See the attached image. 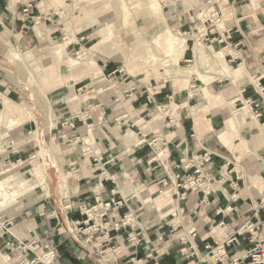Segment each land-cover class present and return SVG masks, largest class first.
Returning a JSON list of instances; mask_svg holds the SVG:
<instances>
[{
	"label": "crops",
	"instance_id": "1",
	"mask_svg": "<svg viewBox=\"0 0 264 264\" xmlns=\"http://www.w3.org/2000/svg\"><path fill=\"white\" fill-rule=\"evenodd\" d=\"M31 1H37L34 20L21 14ZM71 1L76 0H0V54L14 42L32 51L44 43L47 49L48 38L61 29L57 20ZM223 1V8L217 5L232 38L225 47L215 41L207 49L229 50L228 76L210 74L194 51H183L178 63L144 71L141 63L125 53L119 37L111 40L110 25L99 31L89 30L81 21L76 26V33L83 34L79 39L94 53L92 66L86 65L84 72L69 71L62 76V65L77 64H69L70 57L60 64L53 49V59L45 69L53 76L48 79L51 92L58 91L54 94L58 96L54 99L56 119L74 122V128L57 126L51 137L54 155L62 169H67L66 183L60 204L47 194H34L14 212L9 233L0 239L1 252L10 254L13 264L26 255L41 253L46 244L56 247L57 264H230L213 258L208 246L216 247L231 236L254 213L252 202L264 196V130L248 105L254 97L252 75L262 73L264 83V0ZM209 2L216 1L180 0L170 5L169 16H179L189 30L199 23L198 16ZM69 48L65 47V54ZM61 81L69 85L61 88ZM32 127L31 121L9 132L0 127V140L7 137L21 144L20 161L28 143L24 136ZM64 133L71 137L70 144L62 141ZM154 146L165 153L163 166L155 158ZM206 149L214 154L208 172L225 177L216 194L204 200L202 194L187 192L180 198L183 191L175 187L166 195L159 193L162 178L184 173L174 168L179 158ZM5 151L1 147L0 153ZM12 157L16 159L14 153L1 156L9 162ZM231 182L240 187L236 202L228 200L233 192ZM97 197L123 202L107 221L113 224L132 213V224L120 230L97 228L100 222L80 211L83 205H95ZM226 207L232 211L217 213ZM180 209L184 213L173 217ZM253 220L264 238V205ZM177 221L181 227L174 232ZM191 227L198 230L197 256L187 258L180 251L179 238ZM131 232L140 239L136 246L128 241ZM7 240L13 245L36 243L40 248L24 255L8 247ZM249 247L248 240L239 237L227 251L233 256ZM197 257L206 260L199 262Z\"/></svg>",
	"mask_w": 264,
	"mask_h": 264
},
{
	"label": "rangeland",
	"instance_id": "2",
	"mask_svg": "<svg viewBox=\"0 0 264 264\" xmlns=\"http://www.w3.org/2000/svg\"><path fill=\"white\" fill-rule=\"evenodd\" d=\"M214 1L216 2H209L202 8L201 14L198 16L199 23L193 25L189 30L185 29L179 16H169L170 5L180 3V0L71 1L67 12L57 20L61 29L48 38L47 49L43 47L44 43L43 45L37 44L32 51L19 47L14 42L13 46L7 47L0 54V115L9 108L11 109L9 117L16 121L13 125L6 122L0 127L9 132L20 127L24 121H31L33 124V127L24 136L28 143L24 146L26 154L22 155L26 158L23 157L21 161L17 159V156L23 151L17 140L15 142L19 144V150L18 153H14L16 159L12 157V161L9 162V160L4 161L3 157H0V181L10 175L14 176L5 188L10 192L18 190L15 197L9 198L7 204L0 207V226L5 224L8 228L14 217V212L18 211L31 195L47 194L49 198H55L60 204L62 190L66 183L67 169H62L58 163L54 155L51 137L54 130L58 128L57 126H61L62 129L68 128L62 126L61 119H56L57 105L54 103V99L58 96L54 97V94L58 91L51 92L52 88L49 83L52 81L48 79H52L53 76L45 69L53 59L51 55L53 49L56 50L55 55L57 59H60V64L65 63L64 58L66 57H70L68 61L72 58L77 60V65L75 64L74 67L68 68L67 65H64L66 67L62 65L64 68L62 76L68 75L69 71L84 72L86 65L92 66L94 53L88 48V45L84 44L85 41L79 39L83 34L76 33V26L81 21L89 25V30L99 31L106 25H110L111 40L119 37L121 42H124H122V46L125 53L133 62L141 63L144 71H148L154 66L164 67L167 64L169 66L173 60L179 62L182 59L180 56L182 47L179 52L172 51L170 56L167 55V46L170 40L175 39L181 45H185V51H194L200 57L199 64L204 66L210 74L215 73L217 77L226 76V71L223 70L225 66L214 62V52L221 51L223 48L216 51L207 49V46L211 45L206 40L210 38L209 30L214 29L215 25L220 28L225 26L222 12L217 5L221 4L220 8H223L225 2L223 0ZM36 3L37 1L34 2V4ZM216 13H219L218 16L221 19L218 24ZM34 25L33 23L30 26ZM185 31L187 33H184ZM67 46L70 48L65 54ZM221 47H225V45L222 44ZM225 51L228 53L229 50ZM58 65L59 63L56 67ZM121 69L122 74H126L127 70L124 67ZM60 84V87L64 88L67 83L61 81ZM5 117H8V114H5ZM8 125L10 127H6ZM60 136L62 141L70 144L69 141L72 139L67 133ZM6 140L7 137L3 141ZM57 142L58 140L55 139V143ZM7 169L10 171L2 173ZM24 182H26L25 185L18 187ZM1 199H3L2 196H0ZM6 256L9 257L8 260L5 258ZM0 260L3 264H13L12 257L5 252L0 255Z\"/></svg>",
	"mask_w": 264,
	"mask_h": 264
},
{
	"label": "built area",
	"instance_id": "3",
	"mask_svg": "<svg viewBox=\"0 0 264 264\" xmlns=\"http://www.w3.org/2000/svg\"><path fill=\"white\" fill-rule=\"evenodd\" d=\"M35 4L33 1L26 4L22 10L21 14L27 19L34 20L36 16ZM217 15V24L220 23L221 19ZM210 38L206 39L211 44L215 41L228 45V42L232 38V30L229 28H220V26L215 25L214 29L209 30ZM207 34V35H209ZM261 62L264 64V55L261 58ZM251 85L254 91V97L248 99V105L251 107V112L254 120L260 123L262 129L264 130V121L262 117L264 115V83H263V74L255 73L251 77ZM170 122L172 120L170 119ZM63 127L74 128V122H63ZM0 147L4 148L6 151L0 154V157L9 153H18L19 147L17 146L15 140H0ZM15 150V152H13ZM159 147H153V153L155 158H159L158 163L163 166L165 161L164 151H158ZM158 151V152H157ZM213 152L209 150H204L201 153H195L191 156L183 155L179 158L178 162L174 164V168L181 172H175L172 175L168 174L165 178H162L158 184L160 186L159 193L164 194L171 187L183 191L182 194L179 193L180 198H184L187 192H195L197 194H202L204 200H208L210 196L216 194L220 186L224 184L225 177L221 175L220 178H216L212 175L211 172H208V168L213 163ZM231 187L233 192L228 194V200L236 202L239 198L240 187L237 182H231ZM123 205L122 201H116L115 199H110L108 201H103L100 197L96 198V204H86L80 207L82 214L88 216L89 220L93 219L95 222L99 221L97 228L108 229L113 228L115 230H120L123 226L131 225L133 222L132 213L121 218L119 221L114 222L113 224L110 220H106L110 216V212L118 210ZM264 205V196L259 200L252 202L251 207L254 213L244 218L240 227L236 229L231 236L225 238V240L217 245L216 247L208 246L210 253L213 258H216L221 263L230 262V264H264V238L260 237L258 225L254 222V216L260 212ZM226 211H232L231 207H226L225 209L219 208L217 210L218 214H224ZM184 213L183 209L175 211L173 217L177 215L181 216ZM106 220V221H105ZM224 222H221L219 225L224 226ZM181 227L180 221H177L173 224V231H178ZM9 233L7 226L2 224L0 226V239L6 237ZM198 235V230L196 227H191L187 232H184L180 235L179 241L181 243V253L187 258H191L196 255L195 240ZM239 237L246 238L251 244V247L242 251L240 254H235L231 256L227 251V247H230L233 243L238 242ZM128 241L130 244L136 246L140 243L138 234L131 232L128 234ZM8 247H13L17 252H21L26 255L27 252H35L39 247L38 244H28L24 242H17L16 245H13L11 240L6 241ZM159 254V250L157 251ZM208 254V255H209ZM0 255L2 252L0 250ZM207 255V256H208ZM152 256V255H150ZM206 256V257H207ZM205 257V258H206ZM205 258L197 257L199 262H204ZM58 254L57 249L52 244H46L42 248V252L35 254L33 257L28 255L24 256L19 264H57Z\"/></svg>",
	"mask_w": 264,
	"mask_h": 264
},
{
	"label": "bare ground",
	"instance_id": "4",
	"mask_svg": "<svg viewBox=\"0 0 264 264\" xmlns=\"http://www.w3.org/2000/svg\"><path fill=\"white\" fill-rule=\"evenodd\" d=\"M174 36V35H173ZM187 46V45H186ZM168 49H167V55L170 56V54L172 53V51H174L175 53L176 52H179V49L182 47L183 50L181 51V54L183 53V51H185V45L183 46V44L181 45L179 42H177L175 39H172L170 40L169 44H168ZM58 53H60V51H58ZM215 55H214V62H217L218 64H222L223 66H225L223 70L226 71V76H228L229 74H231V71L227 65V62H226V51L225 50H221V51H218V52H214ZM172 56V55H171ZM167 60V59H166ZM76 59H69V64H71L72 66H74L76 64ZM173 63H178V60H173L172 61ZM171 64V63H170ZM169 64V65H170ZM168 65V64H167ZM224 74V73H223ZM11 112V109H7L3 112V114L0 115V125L2 126L4 123H9L10 125H13L15 124V120L13 118H10L9 117V114ZM5 114L7 115L8 114V117H5ZM0 150H1V147H0ZM4 151V150H3ZM10 171V169H7L5 172H2V173H6ZM38 174V173H37ZM14 176H8L6 177L4 180L0 181V196L3 197V199L0 200V207H3L5 206V204H7V201L9 198L11 197H15L16 196V193L18 192V190H13L10 192V190H6V185L11 182V180H13ZM26 182L20 184L18 187H21L23 185H25ZM14 186V185H13ZM32 186V185H31ZM17 187V188H18ZM8 189V188H7ZM19 189V188H18ZM23 189V188H22ZM23 191V190H22ZM168 193L165 192L164 194L166 195ZM8 260V259H7Z\"/></svg>",
	"mask_w": 264,
	"mask_h": 264
}]
</instances>
